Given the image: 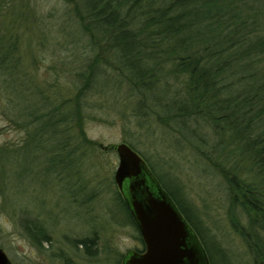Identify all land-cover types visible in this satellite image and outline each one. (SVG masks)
Segmentation results:
<instances>
[{
  "label": "trees",
  "instance_id": "1",
  "mask_svg": "<svg viewBox=\"0 0 264 264\" xmlns=\"http://www.w3.org/2000/svg\"><path fill=\"white\" fill-rule=\"evenodd\" d=\"M64 1L75 22L64 36L86 44L90 55L77 72L81 82L74 92L62 101L47 99L48 107L27 121L29 139L47 132L50 157L68 170L74 155H83L82 143L101 145L86 137L83 111L86 94L105 95L106 84L135 97V115L155 116L192 136L201 125L211 127L203 140L211 153H202L226 180L231 221L251 257L247 262L264 264V0ZM31 4L0 0V28L34 20ZM18 40L0 30V91L8 103L15 95L24 99L27 91L23 82L16 85L26 47ZM19 104L21 112L11 115L24 113ZM73 122L79 135L75 141L69 133ZM168 191L198 233L210 263L215 264V253L226 264L237 263L232 251L209 235L202 218L193 215L186 196ZM118 197L141 238L120 191ZM20 221L35 244L51 240L41 221L29 215ZM94 238L79 242L88 248Z\"/></svg>",
  "mask_w": 264,
  "mask_h": 264
},
{
  "label": "rangeland",
  "instance_id": "2",
  "mask_svg": "<svg viewBox=\"0 0 264 264\" xmlns=\"http://www.w3.org/2000/svg\"><path fill=\"white\" fill-rule=\"evenodd\" d=\"M31 1L34 20L29 17L22 19L23 24L12 22L0 28L18 35L26 46L16 82H23L25 98L15 95L8 103L6 93L0 91V247L12 262L120 264L127 250L141 245L137 228L118 197L117 151L108 148L126 141L147 156L165 188L181 199L186 196L193 215L202 218L213 239L232 251L235 264H249L247 247L231 221L226 180L202 153H211L203 142L211 127L201 125L192 136L190 130L172 129L155 116L135 115V97L106 84L105 95L93 90L86 94L83 111L86 137L101 145L82 143L83 155L77 152L66 165L68 170L50 157L47 132L39 140L29 139L27 121L48 107L47 99L58 96L62 101L74 92L81 82L77 72L90 55L86 44L64 36L75 23L66 13L64 0ZM3 73L0 69V80ZM20 102L24 113L11 115L10 111L21 112ZM69 133L72 141L78 139L75 122ZM24 215L41 221L51 240L35 244L22 227ZM87 237H95L88 248L79 242ZM213 259L215 264H226L218 253Z\"/></svg>",
  "mask_w": 264,
  "mask_h": 264
},
{
  "label": "water",
  "instance_id": "3",
  "mask_svg": "<svg viewBox=\"0 0 264 264\" xmlns=\"http://www.w3.org/2000/svg\"><path fill=\"white\" fill-rule=\"evenodd\" d=\"M114 180L138 225L145 250L126 251L123 264H211L198 233L146 159L126 141L115 144ZM0 264H14L0 247Z\"/></svg>",
  "mask_w": 264,
  "mask_h": 264
},
{
  "label": "flooded vegetation",
  "instance_id": "4",
  "mask_svg": "<svg viewBox=\"0 0 264 264\" xmlns=\"http://www.w3.org/2000/svg\"><path fill=\"white\" fill-rule=\"evenodd\" d=\"M155 174V173H154ZM157 177V176H156ZM158 178V177H157ZM161 183V182H160ZM163 186V185H162ZM164 187V186H163ZM165 188V187H164ZM166 189V188H165ZM167 190V189H166ZM120 191V190H119ZM167 192L169 193V191L167 190ZM120 194H121V196L124 198V196H123V194H122V192L120 191ZM170 194V193H169ZM171 195V194H170ZM172 196V195H171ZM173 198V197H172ZM125 199V198H124ZM174 199V198H173ZM175 201V200H174ZM176 202V201H175ZM177 204V203H176ZM127 205V204H126ZM178 205V204H177ZM179 207V206H178ZM127 208H128V206H127ZM179 209H180V207H179ZM128 210H129V212H130V214H131V216L133 217V215H132V212L130 211V209L128 208ZM181 210V209H180ZM181 212H182V210H181ZM182 214L184 215V213L182 212ZM185 216V215H184ZM185 218L187 219V217L185 216ZM133 219H134V217H133ZM188 220V219H187ZM134 221H135V219H134ZM188 222H189V220H188ZM136 223V222H135ZM190 223V222H189ZM191 224V223H190ZM137 225V224H136ZM191 226H192V224H191ZM137 227H138V225H137ZM193 227V226H192ZM138 229H139V227H138ZM195 229V228H194ZM138 231V230H137ZM139 232L141 233V231H140V229H139ZM139 239H140V241H141V245L140 246H138V247H136V248H131V249H134V250H137V251H139V252H142V251H144L145 250V243H144V240H143V237H142V233H141V238H140V236H139ZM142 239V240H141ZM126 253V252H125ZM124 253V254H125ZM123 257H124V255L122 256V258H121V260H120V264H123Z\"/></svg>",
  "mask_w": 264,
  "mask_h": 264
}]
</instances>
